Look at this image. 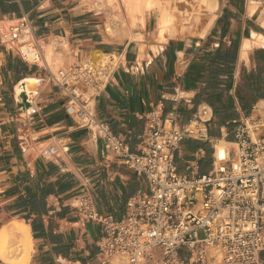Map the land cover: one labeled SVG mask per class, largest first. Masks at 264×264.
<instances>
[{"label":"crops","instance_id":"obj_1","mask_svg":"<svg viewBox=\"0 0 264 264\" xmlns=\"http://www.w3.org/2000/svg\"><path fill=\"white\" fill-rule=\"evenodd\" d=\"M247 2L219 0L204 37L169 38L160 45L153 38L143 43L144 51L135 40L106 41L97 23L101 14L85 0H0V26L26 14L38 40L65 44L55 53L68 64L94 52L116 54L119 67L96 97L95 115L131 151L140 149L150 112L181 126L202 116L201 107L209 108L207 137H184L174 156L179 173H190L188 166L207 173L216 165L215 142L230 146L234 127L264 100V47L254 45L240 57L251 30L264 34ZM231 42L234 61L223 70L213 54ZM49 69L46 61H26L0 41V230L14 219L29 226V264H102L97 245L102 227L80 215L79 197L91 193L97 212L119 218L146 181L66 114L59 88L48 80ZM28 77L41 79L38 106L15 97V84ZM260 255L264 261V249Z\"/></svg>","mask_w":264,"mask_h":264},{"label":"built area","instance_id":"obj_2","mask_svg":"<svg viewBox=\"0 0 264 264\" xmlns=\"http://www.w3.org/2000/svg\"><path fill=\"white\" fill-rule=\"evenodd\" d=\"M0 41L26 61L43 64L42 46L26 14L0 26ZM97 55L49 69L48 80L59 88L66 114L146 181L119 218L97 212L91 193L79 197L80 215L102 227L100 263L264 264V118L260 113L243 118L233 129L227 158L209 172H193L188 166L190 173H179L175 152L184 137H207V107H201L202 116L181 126L150 112L140 149L131 151L123 138L96 119V97L120 64L114 53Z\"/></svg>","mask_w":264,"mask_h":264},{"label":"bare ground","instance_id":"obj_3","mask_svg":"<svg viewBox=\"0 0 264 264\" xmlns=\"http://www.w3.org/2000/svg\"><path fill=\"white\" fill-rule=\"evenodd\" d=\"M96 12L104 15L103 38L108 42H117L123 38L139 42V49L144 51V15L142 16L141 0H118L120 9L111 0H85ZM264 0H248L247 9L250 15L256 16V21L264 27ZM146 3V2H145ZM144 3V5H145ZM150 14L155 16L154 37L160 44L169 38H176L181 34L196 28V36L204 37L212 26L219 9V0H161L160 4H146ZM139 13V17L137 14ZM148 13V12H147ZM143 14V13H142ZM145 14V12H144ZM102 15V16H103ZM100 17V16H99ZM127 17L130 18L128 22ZM192 31V30H191ZM124 40V39H123ZM59 40H52L42 46L43 60L51 58L58 48L65 44ZM158 45V44H157ZM264 47V34L251 30V37L244 39L241 44V58H245L247 50L252 46ZM159 46H152L156 51ZM44 48V51H43ZM160 48V47H159ZM157 52V51H156ZM32 50L28 56L32 55ZM101 52H97L100 54ZM45 55V57H44ZM142 55V53H141ZM46 59V60H45ZM139 62V61H138ZM41 80V79H40ZM38 78H24L14 86L16 99L24 93L27 101L39 103L35 100L42 82ZM29 99V100H28ZM22 101V100H21ZM39 108V107H38ZM28 110L27 113H30ZM209 111V108H208ZM255 112L264 113V100L255 106ZM262 115V114H261ZM250 129L252 127L249 126ZM232 145V144H231ZM229 144L218 140L214 144V159L216 165L227 158ZM32 237L29 226L23 221L12 220L9 225L0 230V261L6 264H29L32 253Z\"/></svg>","mask_w":264,"mask_h":264},{"label":"rangeland","instance_id":"obj_4","mask_svg":"<svg viewBox=\"0 0 264 264\" xmlns=\"http://www.w3.org/2000/svg\"><path fill=\"white\" fill-rule=\"evenodd\" d=\"M111 2H114V4L116 3L117 7L120 9V4L118 2V0H111ZM146 2V3H145ZM141 3H142V13L141 15L145 16L144 17V27H143V33H144V36H145V41L144 42H147V41H151L153 38L154 40H156V38L154 37V28H155V16L153 14H150L149 11H148V8H146V4H149L150 5H154V4H160L161 3V0H141ZM145 3V5H144ZM263 5H264V1H263ZM145 12V14H144ZM148 12V13H147ZM101 14V13H99ZM103 14L97 16L98 17V21L97 23L100 25L99 28L101 29V33L103 35V31H102V26H103V18H104V15L102 16ZM137 17H139V13L137 14ZM252 19L253 20H256V16H252ZM127 20L128 22H130V18L127 17ZM12 22H5V23H1V25H4V26H8L9 24H11ZM192 30V31H191ZM189 32L185 33V34H181L179 36H177L176 38H191V37H199V36H196V28L193 30L191 29ZM39 43L41 46H43V42L42 40H39ZM44 47V46H43ZM43 51H44V48H43ZM97 52H94L92 54V56L86 60H94L97 58ZM45 57V55H44ZM46 60V59H45ZM84 61V60H83ZM46 63L48 65V67L50 68V70L52 71H55L58 67H62V66H68V65H71V64H68L66 62H64L61 57L55 53L51 58H49L48 60H46ZM39 64L42 65V62L39 61ZM36 100V99H35ZM38 102V101H37ZM250 114H258L257 112L253 111L251 112ZM262 114V115H261ZM260 115L264 118V113H261ZM245 118V117H244Z\"/></svg>","mask_w":264,"mask_h":264},{"label":"trees","instance_id":"obj_5","mask_svg":"<svg viewBox=\"0 0 264 264\" xmlns=\"http://www.w3.org/2000/svg\"><path fill=\"white\" fill-rule=\"evenodd\" d=\"M234 44L231 42L228 49L221 52L222 45L220 44L212 58L213 62H219L222 65L223 70H225L228 66H231L234 61V55L232 52ZM210 106L213 108V112L218 113V108L215 107V104L212 101H208Z\"/></svg>","mask_w":264,"mask_h":264},{"label":"water","instance_id":"obj_6","mask_svg":"<svg viewBox=\"0 0 264 264\" xmlns=\"http://www.w3.org/2000/svg\"><path fill=\"white\" fill-rule=\"evenodd\" d=\"M21 100H22V102L28 103L27 97L24 93L21 95Z\"/></svg>","mask_w":264,"mask_h":264}]
</instances>
